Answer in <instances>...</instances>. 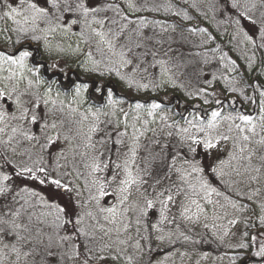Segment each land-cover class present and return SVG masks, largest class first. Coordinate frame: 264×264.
<instances>
[{"label": "rangeland", "instance_id": "374dc122", "mask_svg": "<svg viewBox=\"0 0 264 264\" xmlns=\"http://www.w3.org/2000/svg\"><path fill=\"white\" fill-rule=\"evenodd\" d=\"M166 1L131 0V3L134 5V10L128 7L129 0H112V5L116 6V10L107 6L104 8V11L96 14V19H103L105 21L102 28L96 24L92 25L97 30L108 32L111 29L112 33H116L120 32L122 25L125 26L115 43L117 51H125L127 53L126 58L133 61L127 67H120L118 63L113 65L112 61H117L118 57L111 56L106 46L101 45L104 48V53L101 54L96 50L94 40L86 42L90 34L84 28L85 37L82 38L80 36L81 26L79 25L74 26L72 33L67 36L60 33L50 36L51 52L48 53L43 50L44 56L50 64L53 61H58L61 67L77 68L84 71L79 65L85 62L87 59L86 54L91 52L92 58L100 62V69L102 71L105 69V66L118 67L122 75L133 81L134 87L132 86V88H137L138 84L157 86L160 83L165 86L168 85L173 89L179 88L185 94L193 92L194 95H197L199 87L204 81L211 80L213 74L218 76L221 73L215 61L211 60V58L204 57L205 52H196L195 48L199 41L192 33L186 31L181 33L175 26H169L165 22L157 25L154 23L155 21L147 17V14L150 13L156 14L158 12H164L169 4ZM179 1L188 4L193 10L201 13L205 17H210L212 22L219 17L220 0ZM240 3L242 5L245 4V0H240ZM241 8L242 11L246 10L245 7ZM262 13H264V7L257 0V7L249 12L248 15L252 16L256 21L260 20L264 22V15ZM125 17L127 19H124ZM113 20L117 21V23L113 24ZM245 22V24L241 22L235 24L234 27L233 38L238 49L248 48L250 44L245 41L243 32L248 33L246 28L253 25L247 18ZM9 24H11L10 21ZM4 26V21H0V28ZM137 45L140 46L137 47ZM121 46L124 47L122 48ZM77 47L80 49L79 52L74 51ZM129 48L131 49L130 53H128ZM58 49H62L63 51H58ZM146 53L147 55H145ZM31 63L32 60L29 61V64ZM137 65L139 66L137 67ZM86 66L91 67L92 65L88 63ZM53 89L56 91L54 87ZM41 91H43V88ZM169 93L171 92H166L165 95ZM116 94L117 92L115 91ZM114 98L119 99L116 96ZM70 99L71 93L68 94L65 100L66 106L64 111L55 114L54 119L58 126L57 129L50 131L52 135L58 133L60 138L47 148H40V144L45 143V141L40 128L37 126L24 124L25 130H30L36 136L41 137L39 144L35 140H24L19 134L9 141L11 126L20 124L19 121L12 122L5 133H0V165H3L5 158H7L13 165L28 163L31 166L33 160L43 157L41 166L48 168L53 176H58L62 179V182L68 183L69 187L73 188L71 193L61 191L70 197L72 208L76 212L91 210L95 213L94 203H88L87 208L82 207L88 197L86 182L90 185L93 178L89 175L91 169L87 165L92 163L93 158H96L102 165L107 164V169L95 175L101 179H110L118 171L115 169V164H123L125 159L130 158L128 149L132 143L131 134L133 130L130 127L128 128V136L124 138V144H116L115 141L118 137L115 131H112V126L101 123L99 125L101 130L92 134V143L95 147H86L87 141L83 134L87 133L92 120L89 118L88 121H85L81 125L79 123V112L91 105L87 101L84 105L78 107L77 113H72L70 108L77 106L68 105V100ZM131 105L130 101L125 100V103L119 106L124 111L130 112L128 118L129 124L132 123L131 117L134 115L130 111ZM93 107L95 108L96 106ZM119 107L116 110L117 115L111 117L113 123H115L116 119H120L121 121L124 119L123 114L119 111ZM104 110L108 111V109ZM163 114H167L170 117L167 123H173L175 121L182 127L188 126L186 123L187 120L181 121L177 119L170 111H160L155 117H147L144 112L141 113L143 119L150 121L147 127L149 129H155V132L147 131L144 136L140 137V147L135 157V163L131 164L133 175L139 174L147 182L142 186V190H147L146 194L149 195V198H152L155 192L162 191L168 187H171L174 193L177 185L180 188L188 190L187 185L179 180L174 170L170 169L174 156L177 157L175 167H180L185 154H187L188 158L194 159L196 163L204 168L202 175L211 187L215 188L221 195L217 196L213 193L211 196L214 202L213 205H208L206 201L200 200L202 206L205 207L207 219L202 215L198 222L185 220L180 215L182 209L179 207V203L181 201L187 203L183 194L176 196V204H169L170 210L167 213L168 220L164 221L163 224L159 223L160 205L157 203L156 207L149 209L148 215L143 218V223L139 226V233L136 231L138 226L135 224L136 216L139 213L138 211L129 212L127 222L131 223V227L128 232L119 235L120 239L132 238L128 240L129 246H125L127 247L126 255L133 257L132 264H235V254L241 249L235 247V245L242 239L241 234L249 230V236L243 238L247 242L257 232L263 233L260 228L255 227L259 222V218L264 216V210L260 207V205L264 204V162L260 160V156L264 155V146L255 143V141L264 137V131L260 127L262 123L260 121V110L256 114L250 115L253 117V122L257 124L258 135L252 137L251 143L239 141L241 144H247L249 151H255L256 154L252 157L251 162L238 158L231 160L230 163L228 161L231 155L236 154L238 157L241 155L235 147L237 143L236 137L240 133L234 127L232 132H228L227 129L230 125L235 124H239L241 127H248L242 121L238 119L234 121H222L217 131L227 134L229 140L220 141L217 147L211 150L205 149L202 145H197L195 146L197 149L195 153H188L187 146L181 144L180 137L175 134V129H168L165 123L160 121L159 115ZM240 114L242 113L233 116ZM222 115L225 114L222 113ZM100 119L104 121L109 119V117L101 116ZM153 120L155 122H152ZM137 127L141 128V131L144 130L142 120L137 123ZM119 130H124L123 123H121ZM109 131H112L111 138L105 136V133ZM168 131H173V136L169 137L167 135ZM245 134L252 135L247 132ZM197 135L202 136L203 134ZM64 137H67V139H64ZM102 138L106 140L103 144L99 143ZM156 141L159 143H155ZM13 148L16 149L15 152L12 151ZM19 153H23V155H19ZM247 154L245 152L243 155L247 156ZM29 156H31V159H29ZM221 161L226 162L223 170L225 173H229V175L220 177L211 171L212 168H218ZM11 167V165H5L3 170L11 173ZM257 167L261 169L259 173L253 171ZM233 169H236L239 175ZM64 173H68V175L65 176L63 175ZM38 175L42 176L43 174L38 173ZM121 176H123L122 172ZM250 176H257L258 179L250 181ZM157 180L159 184L156 183ZM153 188H155V192ZM33 190L36 191L37 189L34 188ZM77 190L82 193L79 198L76 195ZM108 190L110 193L114 192L115 185L113 184ZM40 193L45 196L47 194L43 189H40ZM252 193L256 194L250 200L248 196ZM217 201L219 202L218 204L215 203ZM230 202L236 203L243 210L232 208ZM31 203L34 206L28 207L25 214L23 212L20 217L16 218V223L28 225L30 231L25 232L21 229L20 235L25 237L31 236L32 239L30 242L25 244L21 241L18 243L14 235L5 236L3 233H0V240L9 244L16 243L22 252H31L32 254L21 256L19 261H17L16 254L5 249L3 253H0V256L7 254V259H4L3 264H75V261L68 260L62 254V252L65 253L67 251L68 245L64 244L61 246L55 242L57 233L56 230L51 231L54 228L50 227L54 221V216H41V212H47L49 210L36 204V201ZM62 203L65 204L64 201ZM100 203L103 207H111L116 206L118 201L115 195H109L102 199ZM134 203H138L141 206L143 204L142 197L135 190H133V195L130 197L128 205L125 206H132ZM64 204L62 206L68 208L71 206ZM77 204L81 205V207H77ZM220 205H224V207L221 208ZM29 213L34 214L36 218L39 217L40 221H47L43 226L38 224L39 227H36V219L32 218V222L29 224ZM216 216L221 218L216 219ZM231 219H236L237 224L230 225L228 221ZM95 223L91 218H85V225L91 226ZM99 223L103 224L105 228L115 227L105 222L102 217L99 218ZM151 224H158L163 231L157 232L152 230L151 227H148ZM205 224H208L207 228L204 227ZM68 227L70 230V225ZM146 227L147 231H145ZM37 228L42 229L43 232L41 237L43 242L39 244L35 238ZM225 230H228L227 236L224 235ZM65 234L63 230H60L58 233V235ZM48 235L54 237L50 249L51 255L48 254V250L46 249ZM160 235L165 236L163 241L157 239ZM95 236L96 239L93 241V246L97 248L117 239V233L115 232L110 234V238L103 237V233L99 231L95 232ZM185 237H188V239H185ZM263 239L264 236H261L250 248L256 251L258 244L264 242ZM137 240L141 244V249L132 247ZM81 251H83L82 247ZM109 264H116V262L109 261ZM118 264H127V261L121 259ZM260 264H264V260Z\"/></svg>", "mask_w": 264, "mask_h": 264}, {"label": "snow or ice", "instance_id": "6c2138e0", "mask_svg": "<svg viewBox=\"0 0 264 264\" xmlns=\"http://www.w3.org/2000/svg\"><path fill=\"white\" fill-rule=\"evenodd\" d=\"M259 4L264 7V0H259ZM231 8L240 9L245 7V11L239 12V18L236 19L235 23L239 24L241 18H247L253 25L257 23L252 16L248 15L253 9L257 7V0H245V4H241L240 0H231ZM109 8L116 10V6L108 5ZM128 7L134 9V5L131 0L128 2ZM102 7L93 6L90 0H0V21H4L5 26L0 28V133H5L6 129L10 127L12 122L19 121L20 124L11 126V135L9 136V141L14 139L17 134L23 137L27 141H36L40 143L41 137L36 136L30 130H25L24 124L28 126H37L40 128L43 135L45 143L40 144V148H47L52 145L60 138L59 134H50V131L57 129V123L55 122V114L57 112H63L65 108V100L68 97V93H71V99L68 100V105H76L77 107H71L70 111L72 113L78 112V107L84 105L87 102L86 93H91L102 102V107L89 106L83 111L79 112L80 121L79 123L83 125L85 121L91 118L92 123L88 127L87 133H84V138L87 141L86 147L94 148L95 145L92 143V134L100 131L99 125L104 123L106 125L112 126V131H115L116 144H124V138L128 136V128L130 127L133 131L131 134V146L128 151L130 153V158L125 159L123 164H115L116 171L110 179L96 176L98 172H102L108 168L107 164H101L96 158H93L91 164L87 165L91 169L89 175L92 176L91 184L88 185L86 182V190L88 191V197L82 207L87 208L88 203H94L95 213L91 210L76 212L74 209H70L66 206H62L50 199L40 192L31 189L27 184H18L16 181L21 182L30 180L38 183L41 186L51 185L56 190L66 191L71 193L73 191L72 187H69L68 183L62 182V179L58 176H53L49 169L41 166L43 157H39L32 161L31 166L28 163H23L20 165H13L11 161L5 158V163L0 165V197H7L11 194V201L13 203H19L23 200L24 203L20 204L19 208H15L12 204L4 205L0 208V233L5 236L14 235L17 242L29 243L32 239L31 236L25 237L20 235V230L23 229L25 232H29L30 229L28 225H21L16 223V218L20 217L23 212L27 211V207L34 206L30 201L35 198L36 204L43 208L48 209L47 212H41V216H54V221L50 225L56 230L57 238L55 242L61 246L64 244L68 245L67 251L64 256L68 260L75 261V264H109L111 262H118L121 259L127 261V264H132L133 257L131 255H126L128 240L132 239H120L119 235L121 233H126L131 227V223L128 221L129 212L138 211V215L135 219V224L138 226L136 228L137 233H139V226L143 223V218L148 215L149 209H154L156 204L160 205L159 216L160 224L168 220L167 213L169 212V204H176V196L183 194L184 199L187 203L181 201L179 207L182 209L180 215L185 219L193 222H198L200 217L203 215L207 219V213L205 207L202 206L200 200L206 201L208 205H213L214 202L211 199L213 193L217 196L221 193L208 183L204 178L202 173L204 168L201 167L194 159L188 158L185 154L183 158V163L180 167H175L177 157L172 158V165L170 169L174 170L178 175L179 180L183 181L187 185V189L180 188L176 186V191L173 193L172 188L168 187L162 191L155 192L152 198L146 194L147 190L143 189L142 186L147 183L139 174L133 175L131 170V164L135 163V157L137 151L140 147V137L145 135L147 131L155 132V129H149L147 126L150 123L148 119H143L141 113L144 112L147 117H155L163 108L162 101H152L147 106L144 103L136 101L130 106L132 115V123L129 124L128 118L130 112L124 111L120 105L125 103L123 98H114L115 91L110 83L104 82L105 77H110L113 73L115 76L119 77L121 81L127 83L128 87L133 86V81L130 78H126L121 74L118 67H108L102 71L100 69V62L92 58L91 52L86 54L87 59L79 67L83 68L85 72L96 73L100 79L94 81H71L70 85L65 86V90L62 93L59 90L54 91L52 85L58 84L59 80L54 78L45 79L42 75V70L47 73L49 69L53 73V77H63L67 79V73L64 68H61L58 61H53L51 64L42 63L35 60V54L30 48L31 43H35L37 46L42 44L43 50L45 52H51V42L49 37L60 33L62 35H69L72 33L74 26H81L80 36L85 37L84 28L89 32V37L86 42L91 40L95 41L96 50L101 54L104 53V48L101 45L106 46L111 56L118 57L117 61H112L113 65L118 63L120 67H127L133 63L132 60L127 59V53L123 50L117 51L116 39L121 35L125 26H121L120 32L112 33L111 29L108 32L100 31L94 28L92 25L96 24L103 27L105 21L103 19H96V14L104 11ZM135 10V9H134ZM264 15V13H262ZM124 19H127L126 17ZM9 21L11 24H9ZM113 24L117 21L113 20ZM243 32V30L241 29ZM259 38L261 40L260 47L264 48V22L258 29ZM245 41L249 43H254L253 36L247 32H243ZM140 45H137L139 47ZM122 48L124 46H121ZM11 49V50H9ZM58 51H63L58 49ZM75 52H79L80 49L77 47ZM131 49H128V53ZM147 55V53L145 54ZM139 59V58H137ZM223 59V57H221ZM33 62L29 64V61ZM91 63V67L86 65ZM162 63V62H161ZM234 63V62H233ZM139 65H137L138 67ZM231 70V69H230ZM231 82H227L226 86ZM23 85V87H21ZM159 87V85H157ZM260 87L264 89V85L253 86ZM43 88V91L41 89ZM148 84H138L137 89H147ZM230 92H237L236 87H229ZM201 92L204 90L201 89ZM260 97L264 98V90L260 91ZM209 95H216L215 93H209ZM255 103V100H252ZM205 104L211 103L208 99H204ZM215 104L221 105L222 101L220 99L215 100ZM123 114V121L116 119L115 123L111 117L117 115V108ZM104 109H108L105 111ZM260 121L262 122L260 127L264 131V99L260 102ZM101 116L109 117V119L101 121ZM160 121L165 123L168 129H175V134L180 137L182 145L187 146L188 153H195L197 145H202L205 149L211 150L217 147L220 141L229 140V136L224 133H220L217 130L220 127L222 121H234L240 120L248 127H241L239 124L230 125L227 129L228 132L233 131V127L238 129L240 135L236 137L237 143L235 147L241 154L239 157L236 154L230 156L228 163L231 160L236 159H246L251 162L252 157L256 154L255 151H249L247 144H241L239 141L252 142V137L258 135L257 124L253 122V117L250 115L240 114L238 116H233L231 114L222 115L221 111L213 109L210 112V117L207 119V123H204V117L195 116L193 120H187V127L180 126L177 122L167 123L170 117L167 114L159 115ZM142 120V127H137V123ZM152 122H155L154 120ZM121 123H123L124 130L120 131ZM194 130V131H193ZM112 131L106 132L105 136L111 138ZM251 133L252 135H247L245 133ZM173 131H168L167 135L169 137L173 136ZM197 134H203L199 136ZM67 139V137H64ZM106 140L102 138L99 143L103 144ZM7 143V141H5ZM155 143H159L156 141ZM255 143L264 146V137L255 141ZM13 152L16 151L15 148L12 149ZM247 152V156L243 154ZM23 155V153H19ZM62 155V154H61ZM31 159V156H29ZM260 160L264 162V155L260 156ZM226 162L221 161L218 168H212L211 171L220 177L229 175L225 173L223 167ZM5 165L12 166V172L9 173L4 171ZM59 166V165H58ZM237 175L239 172L233 169ZM253 171L259 173L261 169L259 167L254 168ZM121 172L123 176H121ZM39 174H43L38 175ZM63 175L67 176L68 173ZM257 176H250V181L257 180ZM159 184V181H156ZM115 185L114 192L110 193L109 188ZM150 187H152L150 185ZM133 190L138 193L143 200L142 206L138 203H134L132 206L128 205L130 197L133 195ZM59 191L54 195H58ZM258 191V190H257ZM256 193H252L248 196V199H252V196ZM77 198H79L82 193L77 190ZM109 195H115L118 204L111 207L101 206V200ZM199 198V199H197ZM215 203H219L218 201ZM231 207L234 209L243 210L239 206L230 202ZM77 207L81 205L77 204ZM221 208L224 205H220ZM261 209L264 210V204L260 205ZM6 209V210H5ZM195 209V211H193ZM33 214H28V222L31 224ZM91 218L92 221L96 223L88 226L85 225V218ZM115 227L105 228L103 224L99 223V218ZM216 219L221 217L216 216ZM39 219V217L37 218ZM171 222V221H169ZM44 223V221H40ZM230 225L237 224L236 219H231L228 221ZM69 225H71V230H69ZM259 225L264 228V216L259 218ZM152 230L157 232H162L163 229L159 227L158 224L148 225ZM205 228L208 224L204 225ZM63 230L65 235H58L59 231ZM99 231L103 233V237H109L112 232L117 233V239L111 243H105L102 247L93 246V241L96 239L95 232ZM147 231V227L145 228ZM43 232L42 229L37 228L36 230V241L37 243H42ZM170 235V234H169ZM224 235H228V230H225ZM242 239L235 245V247L241 249H249L252 247L264 233L257 232L256 235L250 237L247 242L245 239L249 236L247 231L242 234ZM101 237V239H103ZM158 240L163 241L165 239L164 235L157 237ZM188 239V237H185ZM223 239V237H221ZM54 237L48 235V244L46 249L48 254L51 255V247ZM231 246V245H230ZM81 247L83 251H81ZM135 249H141V244L139 240L134 244ZM5 249L10 250L12 253L16 254L17 261L21 256L31 255V252H22L21 248L17 246L16 243H4L0 240V253H3ZM253 256L259 257L264 260V242L258 244L256 251L253 252ZM82 257V259H81ZM4 259H7V254L0 256V264H3Z\"/></svg>", "mask_w": 264, "mask_h": 264}, {"label": "trees", "instance_id": "16d2710c", "mask_svg": "<svg viewBox=\"0 0 264 264\" xmlns=\"http://www.w3.org/2000/svg\"><path fill=\"white\" fill-rule=\"evenodd\" d=\"M90 2L93 6L102 8L112 5V0H90ZM166 2L169 4L164 12H158L156 14L150 13L147 14V17L155 21L154 23L157 25L165 22L169 26H175L181 33L183 31L192 33L199 41L195 48L196 52H205L204 57L211 58V60L215 61L221 74H218V76L213 74V78L204 81L199 87L198 94L194 95L193 92L185 94L179 88L173 89L168 85L165 86L160 83L158 84L159 87L148 86L147 89L138 90L137 88H129L127 83L121 81L113 73L110 77H105L104 82L110 83L116 89L117 94L115 96L123 98L124 101H130L131 104L139 101L146 106L152 101H162L163 108L161 111H170L181 121L193 120L198 115L204 117V123H207V119L210 117V112L213 109H218L225 115H236L238 113L244 115L256 114L260 110L261 100L264 99L259 94L264 89L253 87L256 85H264V48L260 47L261 40L258 31L263 21L261 22L259 20L255 25L252 24L253 26L246 28L248 33L253 36L255 42L250 43L248 48L238 49L233 38V31L236 24L235 21L239 18V12H242V8H231V0H220L219 17L214 22L210 20V17H205L184 2L179 0H167ZM245 21L246 18L240 19V22L243 24L246 23ZM30 48L35 54V60L50 64L44 56L41 45L37 46L35 43H31ZM64 69L67 73V79L59 76L53 77L50 69L47 73H44L42 70V75H44L46 80L49 78L59 80L58 84H53L52 86L55 90H59L62 93L65 90V86L70 85L71 81H94L100 79L96 73H88L77 68ZM227 82L231 83L226 86ZM229 87H236L238 91L230 92L228 90ZM201 89L204 91L201 92ZM166 92L171 93L165 95ZM209 93H215L216 95H209ZM86 99L89 105L102 107V102L91 91L86 93ZM204 99H208L211 103L205 104ZM216 99H220L222 104H215ZM252 100H255V103ZM10 170L12 172V167ZM16 182L21 185L27 184L31 189L36 188L38 192H40V189H43L48 194H46V197L54 199L60 205H63L64 203L62 201H64L67 206L71 205L70 209H73L70 197L61 191H59L58 195H54L58 190L52 186L49 187L50 185L41 186L30 180L23 182L17 180ZM34 201L35 198H32L30 202ZM10 203L13 207L19 208L20 204H23L24 201L20 200L19 203H13L11 201V194L7 197H0V208ZM26 208L28 207L26 206ZM32 218L36 219V227L38 224L43 226L47 221L43 220L44 223H40V220L34 217V214ZM255 227L260 228L264 233V228L260 227L259 222ZM54 230L51 229V231ZM246 231L248 232L249 230ZM254 251L252 248L240 249L235 254V264H260L263 262L259 257L253 256ZM62 254L64 253L62 252Z\"/></svg>", "mask_w": 264, "mask_h": 264}]
</instances>
